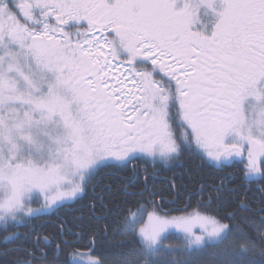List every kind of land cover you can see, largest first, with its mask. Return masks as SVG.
Masks as SVG:
<instances>
[{
    "label": "snow or ice",
    "instance_id": "6c2138e0",
    "mask_svg": "<svg viewBox=\"0 0 264 264\" xmlns=\"http://www.w3.org/2000/svg\"><path fill=\"white\" fill-rule=\"evenodd\" d=\"M195 9L190 0L179 9L174 0H0V37L25 46L36 64L55 76L46 96L33 97L0 74V99L34 105L49 118L58 114L71 141L61 163L46 169L0 164V243L19 242L22 258L13 264H45L54 242L50 264H161V242L173 227L189 244L194 237L201 245L189 249V256L216 248L217 264H255L248 253L257 243L264 255V189L258 198L245 194L244 203H237L239 189L223 182L208 189L215 193L212 202L224 207L222 219L236 224L199 213L169 217L155 205L161 193L154 182L149 188L147 169L141 179L138 167L128 168L133 160L168 164L192 152L217 162L239 157L246 174L264 175V89L259 87L264 83V0H223L208 35L193 30ZM72 27L75 39L67 30ZM14 68L19 72L8 65ZM31 123L28 112L11 128L0 120V137L8 139L13 129L22 133ZM177 129H183L179 136ZM230 132L235 138L226 142ZM69 168L76 180L61 174ZM32 189L38 192L29 196ZM89 192L91 202L79 209L80 216L65 218L54 233L35 223L48 214L29 207L40 196L59 209ZM256 212L262 215L257 218ZM196 225L207 241L194 236ZM21 227L23 234L13 231ZM233 232L248 243L239 250L221 247ZM118 236L114 247L119 251L101 255L97 240ZM86 237L92 239L83 244ZM82 244L86 251L59 259Z\"/></svg>",
    "mask_w": 264,
    "mask_h": 264
},
{
    "label": "trees",
    "instance_id": "16d2710c",
    "mask_svg": "<svg viewBox=\"0 0 264 264\" xmlns=\"http://www.w3.org/2000/svg\"><path fill=\"white\" fill-rule=\"evenodd\" d=\"M182 132L183 129L176 130V134L178 136L181 135ZM133 162H136L134 163V166H138V164L141 163L144 164L150 173H152L156 167L159 168V174L161 177L159 180L158 178H155L154 180L152 177H150V175H147L149 178V188H152L154 182L156 190L161 193V195L155 197V205H157L158 200L160 203L166 205L165 207H162V209H165L166 211L164 212V210L159 207V212L163 214H179L194 208H198L201 213L210 215L221 224H236L235 220L230 222L226 219H222V217L225 215L224 207H221L219 202H212L215 193L208 190L209 188H214L222 182L225 184L227 179H223L224 173L222 171L226 172L227 170H231L232 167L230 169L218 170V168L212 162H210L206 156L202 160L200 156L192 152H184L179 155L178 159L169 162L168 164L156 163L151 159H148L147 162L143 160H134ZM130 163L128 164V168ZM104 171L105 170H102V173H106L110 170ZM234 172L235 178L231 180V183L228 182L227 187L234 188L243 183V185H240L239 188H237L239 191L236 195L240 197V200H238L237 203H243L242 200L243 197H245L244 189L247 186L254 190H251L250 192L247 191L246 194H254L253 197L258 198L260 196V192L258 190L264 189V176L251 180H244V172L242 170ZM144 174L145 173L141 174V179H143ZM116 175L123 176L125 173H116ZM93 183H95V181H93ZM160 186H162L161 190H159ZM91 187L92 183H89L88 188L91 189ZM202 189L203 194L201 195ZM193 193H195V195H193ZM92 195L93 193L89 192L87 196H83L82 199L75 203L65 204L64 207L59 209L53 208L51 211L47 212V215L38 217L35 220V223L48 225V232L54 233L58 229L60 222L64 221L65 218H67L68 221H73L75 217H79V209H81L85 204H89L91 202L90 197ZM199 196L201 197V202H199L197 199ZM161 200H163V202H161ZM208 200H210L209 204L207 203ZM151 201L152 197H149L150 204ZM162 204L160 205L163 206ZM155 205L149 207V210H152V207H155ZM180 206L184 208L181 207L182 209H179ZM66 207L68 208V213L66 212V209H64ZM240 215H251V213H241ZM260 215L262 214L256 212L257 218ZM52 225H56L57 227L53 228ZM69 227H71V224H69ZM101 228H104L103 222H101ZM13 231L23 234L26 229L21 227L18 229H13ZM6 234L10 235V233ZM41 234L43 235V230H41ZM100 235L102 236L103 233ZM251 235L258 236L259 233L253 231ZM109 236L111 237V233H109ZM69 239H74V237ZM91 239V237H86L83 244H88V241ZM119 240V236L116 237V239H98L97 243L102 245V247L99 249L101 255L108 257L110 252H118L119 249H116L114 246ZM247 243L248 241L246 239H241L236 232H233L229 235V238L221 247L232 245L236 250H239ZM83 244L80 248L87 250L84 248ZM0 245L4 244L0 243ZM18 247L19 242L16 243V248L11 250H4V248H1L6 252H3L2 250L0 251V262H2V264H13V262L18 257L22 258L21 253L17 251ZM56 247L57 243L54 242L52 245L53 251L49 253L45 264H50L52 261L53 257L55 256ZM161 249V252L157 256V259L160 260L161 264H185V261H188L189 264H217V252L219 251V249L216 248H205L202 252L193 253L191 256H189L187 254L189 248H187L183 240L176 235H169L167 239L163 240ZM29 250H31L30 246ZM43 251L44 249L36 254L37 261L40 260V255ZM68 254H70L69 249H67L64 253H61L59 259H65ZM248 256L255 261V264H264V255L261 254L258 243L255 249L248 253ZM111 258L119 259L118 256H112Z\"/></svg>",
    "mask_w": 264,
    "mask_h": 264
},
{
    "label": "rangeland",
    "instance_id": "374dc122",
    "mask_svg": "<svg viewBox=\"0 0 264 264\" xmlns=\"http://www.w3.org/2000/svg\"><path fill=\"white\" fill-rule=\"evenodd\" d=\"M186 2H188V0H174V5L179 9L182 8ZM190 2L196 6V23L193 25V30L199 31L205 35L210 34L215 23L219 19L218 14L222 10L223 0H208L211 7L208 6V3H202L201 0H190ZM9 3L11 4L12 0H9ZM67 30L72 33L75 39V32L72 31V28ZM9 64L16 65V67L19 68V72L16 71L15 68L8 70ZM21 73H23V75H21ZM0 74H2L5 79L9 80L10 83H13L18 92L33 97L46 96L50 86H52L55 81L54 74L37 65L31 52L25 46H21L16 42L8 46L6 40L0 42ZM24 76L29 77L32 81L31 85L24 79ZM259 87L264 89V83L260 84ZM65 98L68 99L69 97L66 96ZM246 103L248 102L246 101ZM71 107L75 110V105ZM25 112L30 114L32 123L26 126L22 133H18L13 129L9 133L8 139L0 137V164L11 163L27 165L30 163L34 167L45 169L48 166L60 164L62 161L63 149L71 146V141L67 139V129L64 127L60 116L58 114H53L49 118L46 113L36 109L34 105L25 104L21 101L0 99V120L9 128L12 127L15 119L23 117ZM23 136H27L28 139H24ZM210 162L214 163L217 161ZM61 174L65 177L66 181L77 179V175L74 174L70 168L67 170L62 169ZM258 174L262 176L261 173L248 175L245 171V177L248 179L256 178ZM2 191V184H0V196H2ZM37 192V189H32L30 190L29 196L35 195ZM29 207L32 211L44 209L47 212L55 208L45 204L42 196L39 197L38 203H33ZM159 213L164 215L161 212ZM197 213L202 216L211 217L210 215L201 213L198 208L179 214H167V216H188ZM167 232L169 235L180 237L189 249L201 247V245H196L194 243V237L193 243L189 244L182 230L173 227L169 228ZM193 233L194 236H202L203 241L209 239L207 233L203 232L199 225L194 226Z\"/></svg>",
    "mask_w": 264,
    "mask_h": 264
},
{
    "label": "flooded vegetation",
    "instance_id": "af4514ba",
    "mask_svg": "<svg viewBox=\"0 0 264 264\" xmlns=\"http://www.w3.org/2000/svg\"><path fill=\"white\" fill-rule=\"evenodd\" d=\"M174 7H175V5H174ZM176 8V7H175ZM177 9V8H176ZM69 29V28H68ZM72 31L73 32H75V27H72ZM6 40V43H7V45L8 46H10V45H13L14 44V41H12L9 37H7V36H2V37H0V42H2V41H5ZM235 138V133H228L227 135H226V137H225V140H226V142H231L233 139ZM244 155H245V160H246V157H247V153L245 152L244 153ZM149 159H151V158H149ZM152 160V159H151ZM134 161V160H133ZM131 162L130 163V165H129V169H132L133 167H138L139 169H140V171H141V174L142 173H145V169H146V166H144V164H138V166H134V163H136V162ZM239 161V157H234V158H229L228 160H226V161H220V162H214L213 164L218 168V170H223V169H230L231 167V170H227L226 172H224V171H222L223 173H224V175H223V179L224 178H226L227 179V182L225 183L226 185L228 184V182L229 181H231V180H233L234 178H235V176H234V171H239V170H243L244 169V165H242V164H238L237 162ZM105 171H107V170H105ZM104 171V172H105ZM244 172V180H251V179H248V178H246L245 177V171H243ZM147 175H150V177H152L154 180H155V178H158V180L161 178L160 177V174H159V168L158 167H156L155 169H154V171L152 172V173H150L149 171H148V169H147V173H146ZM145 175V174H144ZM262 176H264V175H262ZM260 174H258V176L256 177V178H260V177H262ZM143 178H144V176H143ZM253 179H255V178H253ZM160 185H161V182H160ZM240 185H243V183H241V184H239L238 186H236V187H234V188H239V186ZM161 188H162V186H160V189L159 190H161ZM231 188V187H230ZM253 191L254 189H250L248 186L247 187H245V189H244V192H245V194L247 193V191L248 192H250V191ZM253 196H254V194H249V195H247V197L249 198V199H251V198H253ZM161 199V198H160ZM197 199H198V201L199 202H201V197L199 196V197H197ZM164 200V199H163ZM158 203H157V205L162 209V207H165L166 205L165 204H162V203H160V201L158 200L157 201ZM209 202H210V200H208V204H209ZM242 202L244 203L245 201H244V197H243V200H242ZM160 204H162L163 206H161ZM186 206V205H185ZM182 206H180L179 207V209H182V208H184V207H182ZM259 207V204H256V208H258ZM64 209H66V212L68 213L69 211H68V208L66 207V208H64ZM178 209V208H177ZM162 210H164V212L166 211L165 209H162ZM169 210H171V209H169ZM168 211V210H167ZM253 211H255V209H253ZM259 213V212H258ZM68 215V214H67ZM65 239H69V237L67 238H65ZM81 246H79V247H77L76 249H71V248H69V252L71 253V252H76V253H79V252H82V251H86V250H83V249H81L80 248ZM1 248H4V250H11V249H13V248H16V243H8V244H4V245H0V251L2 250L3 251V249H1ZM43 250V248H41V251ZM29 251H31V250H29ZM3 252H6V251H3ZM0 264H2V262H0Z\"/></svg>",
    "mask_w": 264,
    "mask_h": 264
}]
</instances>
